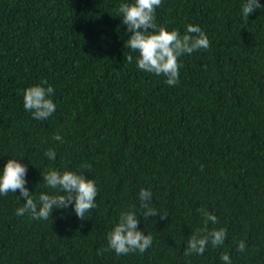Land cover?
Returning <instances> with one entry per match:
<instances>
[{
    "label": "trees",
    "instance_id": "16d2710c",
    "mask_svg": "<svg viewBox=\"0 0 264 264\" xmlns=\"http://www.w3.org/2000/svg\"><path fill=\"white\" fill-rule=\"evenodd\" d=\"M122 2L0 0V170L9 158L26 165L34 200L53 191L42 181L52 169L83 172L98 189L88 219L70 205L53 209L52 224L17 216L19 191L0 195V264H225L224 253L231 264H264V7L245 19V0H162L158 26L183 35L197 25L210 41L178 58L169 86L137 68ZM37 84L54 89L46 120L23 107ZM141 188L167 217H138L152 246L117 256L107 233L122 211L139 213ZM205 212L226 240L185 255Z\"/></svg>",
    "mask_w": 264,
    "mask_h": 264
},
{
    "label": "clouds",
    "instance_id": "9594fccd",
    "mask_svg": "<svg viewBox=\"0 0 264 264\" xmlns=\"http://www.w3.org/2000/svg\"><path fill=\"white\" fill-rule=\"evenodd\" d=\"M162 4V0H129L120 3L117 12L121 14L122 23L129 33L127 47L138 53L136 66L138 69L157 76H164L169 86L179 83V57L210 46L206 33L197 25L189 24L185 34L181 35L178 30H167L165 27L155 23L156 9ZM264 7L258 0H245L242 6V14L245 19L256 9ZM128 63H132L133 56L125 57ZM43 84H47L44 81ZM54 89L51 85L44 87L40 84L27 87L23 92V107L29 111L33 119L46 120L55 111L56 105L51 99ZM56 141H63V137L57 133L53 136ZM50 160H54L56 153L49 148L45 153ZM89 168L90 165H85ZM26 165L19 162V159L9 158L0 170V195L6 196L9 192L19 191L24 198L22 207L16 209V215L29 214L36 220H45L53 223V209L67 210L71 205L75 215L80 220L86 218L96 207L98 189L96 182L88 178L83 172L72 170L52 169L42 174V181L45 188L53 190L40 192L34 200L32 193H29L26 184ZM18 198V197H17ZM19 199V198H18ZM139 213L135 210L122 211L118 221L107 233L108 247L117 256L129 253L146 252L153 243L151 234H145L138 227V217L148 221L150 217L159 216L161 220L166 219V213H160L155 207L152 193L141 188L138 194ZM155 221V220H154ZM208 222L218 223V218L211 212L204 213V225L193 232L188 240L185 255H202L209 243L213 248L222 246L226 240L224 228L208 230ZM240 252L245 250V242L237 244ZM99 254V253H98ZM220 259L225 264H231L230 256L227 253L221 255Z\"/></svg>",
    "mask_w": 264,
    "mask_h": 264
}]
</instances>
